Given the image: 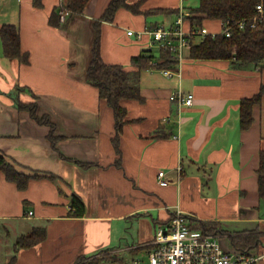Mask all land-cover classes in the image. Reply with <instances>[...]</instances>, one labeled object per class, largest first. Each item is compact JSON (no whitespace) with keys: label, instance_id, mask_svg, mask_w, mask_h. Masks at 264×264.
Listing matches in <instances>:
<instances>
[{"label":"crops","instance_id":"0c3cea01","mask_svg":"<svg viewBox=\"0 0 264 264\" xmlns=\"http://www.w3.org/2000/svg\"><path fill=\"white\" fill-rule=\"evenodd\" d=\"M110 1L91 0L83 13L61 22L62 0H0V30L17 26L21 53L28 55V61L7 57L0 37V156L30 176L20 187L0 168V223L13 230L0 238V264L147 261L159 226L178 210L191 226L218 235L227 251L256 257L245 264H264L258 172L264 94L247 128L240 111L243 98L264 89V67L192 58L189 49L181 63L159 67V53L151 51L152 67L140 72L142 98L121 99L127 114L117 136L113 108L87 79L96 23ZM192 2L143 0L140 11L120 7L114 20L100 24L103 60L138 70L132 58L150 49V36L140 39L128 30L172 24L182 9L187 15L199 4ZM203 25L219 32L222 19L205 18ZM184 26L191 28L189 18ZM177 92L193 93V104L171 99ZM17 99L36 101L38 115L53 125L55 144L51 125L21 109ZM161 170L167 185L159 182ZM73 194L85 202L81 216ZM36 227H44L46 237L17 247Z\"/></svg>","mask_w":264,"mask_h":264},{"label":"trees","instance_id":"16d2710c","mask_svg":"<svg viewBox=\"0 0 264 264\" xmlns=\"http://www.w3.org/2000/svg\"><path fill=\"white\" fill-rule=\"evenodd\" d=\"M143 0L130 4L128 0H111L105 9L102 17L96 23V38L92 48V57L87 68V79L99 90V96L108 101L113 108L116 119V133L118 136L123 123L127 109L121 104V99L125 97L139 98L140 94V72L152 67L151 60L154 55L151 50H145L140 55L132 58V65L138 67V70H128L122 64L106 63L100 53V24L102 21L114 20L116 11L120 7L140 11V5ZM91 0H62L60 5L68 7L72 14L83 13ZM263 5V12L257 9V5ZM172 11V10H171ZM58 17V16H57ZM186 18L191 22V28H197L203 25L205 18L226 19L233 21L245 20L247 25L244 29L234 26L230 37L223 33L215 36L207 35L204 40L193 42L189 49V56L199 59H231L235 66L255 65L264 67V0H199L197 7L192 8ZM256 18V25L250 26ZM0 37L3 42L4 52L7 57L20 58L28 61V55L22 54L20 50L19 30L14 24H4L0 30ZM159 67L171 66L177 63L170 51H160ZM264 89L252 97H245L241 100V125L247 128L253 121V105L262 100ZM21 109H28L31 115L41 123L51 125L50 138L55 144L53 125L45 116H39L37 113L36 101L24 103L16 100ZM117 138V137H116ZM117 140V139H115ZM0 168L7 174L8 178L15 180L20 187H24L30 176L18 172L11 164L7 163L0 156ZM259 189L264 194V150L261 152V165L259 168ZM72 206L75 207L76 215H83L86 205L83 199L77 194L72 195ZM46 237L44 227H36L29 234L21 236L16 246H31L40 242Z\"/></svg>","mask_w":264,"mask_h":264},{"label":"built area","instance_id":"2783aa9c","mask_svg":"<svg viewBox=\"0 0 264 264\" xmlns=\"http://www.w3.org/2000/svg\"><path fill=\"white\" fill-rule=\"evenodd\" d=\"M257 9L263 12V5L258 4ZM71 14L72 11L64 5H61L57 10L61 22H65ZM185 21L186 13L182 9L172 24L160 23L139 31L129 29L128 34H135L140 39L144 35L150 36L149 48L151 51L154 46H158L159 52L170 51L173 58L181 63L186 58V50L190 49L195 42L194 36H199V40H204L207 35L215 36L218 33L230 37L234 26L244 29L247 25L245 20L233 21L231 18H226L222 19L221 30L212 32L205 25L186 29ZM255 25L256 18L250 23L251 27ZM164 71L168 75L172 73L170 69H164ZM170 98L177 100L181 105H192L194 94L177 92ZM159 182L162 185L169 184L163 170L159 172ZM151 244L153 248L149 252L148 260H138L135 264H245L256 260V257L250 256L242 250L227 251L221 244L218 235L191 226L185 213L180 210L176 211L168 225L159 226Z\"/></svg>","mask_w":264,"mask_h":264},{"label":"rangeland","instance_id":"374dc122","mask_svg":"<svg viewBox=\"0 0 264 264\" xmlns=\"http://www.w3.org/2000/svg\"><path fill=\"white\" fill-rule=\"evenodd\" d=\"M193 0H185V4H186V6H188V7H190V5L191 6H193L194 4H193V2H192ZM153 53H154V55L155 56H157L158 55V53H159V49H158V46H154V48H153ZM5 229H7V230H9V229H11L9 226H3L1 223H0V238H5L7 235L6 234H4V232H5ZM12 230V229H11ZM12 232H13V230H12ZM6 233H7V231H6ZM4 245V244H3ZM4 247L5 246H0V254H2L3 252H2V250L4 249Z\"/></svg>","mask_w":264,"mask_h":264}]
</instances>
